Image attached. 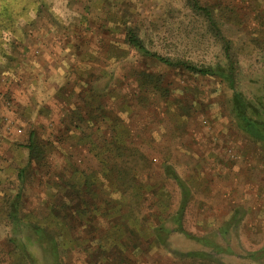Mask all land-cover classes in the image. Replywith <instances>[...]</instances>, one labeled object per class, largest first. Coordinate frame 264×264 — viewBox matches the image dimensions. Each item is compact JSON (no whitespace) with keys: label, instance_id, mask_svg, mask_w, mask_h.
Listing matches in <instances>:
<instances>
[{"label":"rangeland","instance_id":"374dc122","mask_svg":"<svg viewBox=\"0 0 264 264\" xmlns=\"http://www.w3.org/2000/svg\"><path fill=\"white\" fill-rule=\"evenodd\" d=\"M208 1L215 4L216 17L231 40L235 89L247 99L264 102V0ZM182 3L23 2L15 29L0 38V194L17 190L15 167L27 159L22 144L28 129L37 128L46 136L67 121L66 109L80 102L79 89L101 88L97 96L111 117L118 118V130L131 132L135 142L142 133L147 139L145 158L138 154L128 158L137 173L131 192L137 195V210L144 218L138 223H149L151 212L174 209L177 203L176 185L159 168L165 160L189 187L184 227L201 235L235 212L240 223L228 237L233 253L221 255V262L264 264V259L248 255L264 244V142L236 126L228 84L144 60L123 42V27L136 25L147 47L161 55L196 65H224L219 45ZM154 79L167 83L168 91L160 90ZM186 98L193 102L189 109ZM50 159L58 164V154ZM43 192L41 185L28 187L26 207L40 210ZM113 232L114 239L121 234ZM6 233L0 217V256L7 249L2 241ZM167 240V246L144 243L135 253V264H187L178 252L201 248L178 232H171ZM31 251L40 257L35 246ZM75 255L68 256L69 264H74ZM9 259L12 264L22 261L15 253L1 256L0 262Z\"/></svg>","mask_w":264,"mask_h":264},{"label":"trees","instance_id":"16d2710c","mask_svg":"<svg viewBox=\"0 0 264 264\" xmlns=\"http://www.w3.org/2000/svg\"><path fill=\"white\" fill-rule=\"evenodd\" d=\"M24 1L0 0V38L15 29L17 12ZM182 1L190 17L200 20L213 42L219 45L224 65L218 62L196 65L161 55L147 47L136 25L123 27V42L144 60L226 82L232 91L231 111L236 126L254 140L264 142V102L247 99L235 89L236 64L231 40L216 17L215 4L208 0ZM22 7L25 8L24 4ZM139 77L144 78L136 75ZM154 80L159 82L160 90L168 91L167 83ZM100 90L89 86L79 89L80 102L71 110L66 109L67 121L59 122L60 126L46 136L37 128L28 129L22 144L27 159L22 166L15 167L17 190L0 194V217L7 226L2 239L7 249L2 250L1 256L9 258L18 253L22 259L19 264H69L67 258L73 252L74 264H135V253L142 250L144 243L167 246L168 235L178 232L201 246L178 252L187 258V264H223L220 256L233 253L228 237L232 229L236 231L240 218L233 212L215 230L201 235L187 230L184 217L189 187L165 160L159 168L176 185L177 203L174 209L151 212L149 223H138V218H144L137 210V195L131 192L137 173L128 158L138 154L144 159L147 139L142 133L143 137L135 142L131 132L118 130V118L111 117L97 96ZM191 103L188 100V109ZM51 154H58L57 165L50 163ZM30 185H41L44 189L41 209L36 212L25 204ZM116 229L121 234L114 239ZM33 246L38 249L39 258L32 253ZM248 255L252 260L264 259V244ZM86 257H90L88 262ZM10 260L3 264H12Z\"/></svg>","mask_w":264,"mask_h":264}]
</instances>
